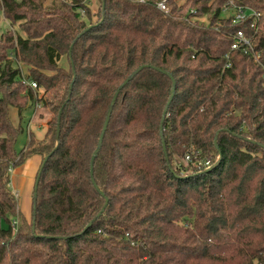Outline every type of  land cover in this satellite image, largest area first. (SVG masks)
Instances as JSON below:
<instances>
[{
	"label": "trees",
	"instance_id": "obj_1",
	"mask_svg": "<svg viewBox=\"0 0 264 264\" xmlns=\"http://www.w3.org/2000/svg\"><path fill=\"white\" fill-rule=\"evenodd\" d=\"M97 1L0 0V264H264V0H240L253 27L225 0ZM238 30L259 61L231 49ZM40 102L46 133L17 150L9 109ZM35 154L28 219L9 168Z\"/></svg>",
	"mask_w": 264,
	"mask_h": 264
},
{
	"label": "rangeland",
	"instance_id": "obj_2",
	"mask_svg": "<svg viewBox=\"0 0 264 264\" xmlns=\"http://www.w3.org/2000/svg\"><path fill=\"white\" fill-rule=\"evenodd\" d=\"M89 4L91 9L95 12L98 9V1L97 0H89ZM96 17L94 16V19ZM202 20L207 21V16H202L201 17ZM10 26L9 22L6 20H2L0 22V31L4 30L7 26ZM13 28L15 30H18V26L14 25ZM61 65L67 66V62L65 57H63V59L60 62ZM21 67L23 69V72L26 73L28 71V67L25 64H21ZM45 94L46 97L51 96V92H48L47 94L44 93L42 90L40 91V95ZM9 114H10V118L12 120V122L15 125L21 124L23 126V132L19 135L18 140L16 142V149L20 150L27 142L28 138H29V132L32 131L37 138L41 139L44 137L47 127H48V121L52 118L53 113L50 110L49 107H46L42 102L38 103V105L33 106V105H29L27 108H25L21 115L19 114L18 110L16 107L11 106L9 109ZM16 172V168H14L12 171H10L11 176L13 178V175L16 174L17 178L20 175V172L17 171ZM14 191L17 190L16 187L13 188ZM18 190L21 194L20 199H18V204L21 206H23V201H24V196L26 193L21 187H19ZM13 192V191H12ZM14 193V192H13ZM15 194V193H14ZM31 213V212H30ZM31 219V218H30ZM17 221H19V219L17 218Z\"/></svg>",
	"mask_w": 264,
	"mask_h": 264
},
{
	"label": "built area",
	"instance_id": "obj_3",
	"mask_svg": "<svg viewBox=\"0 0 264 264\" xmlns=\"http://www.w3.org/2000/svg\"><path fill=\"white\" fill-rule=\"evenodd\" d=\"M138 1L144 2L145 0H138ZM154 3L159 10L163 12L170 11V4L168 3L167 0H155ZM221 17H228L231 19L233 23H240L253 19V21L251 22V26L253 27L255 26V21L260 17V12L257 11L252 6L242 3L240 0H225L222 7ZM231 49L251 50L254 53L255 60L259 61L260 59V53L255 51L251 38L243 30H238L233 35V42L231 44ZM226 57L229 58V54H227ZM229 65L230 63L228 62L227 66ZM30 84L32 87H37L35 81H30ZM185 159L186 161L192 160L190 155H187ZM193 164L209 165V161L206 160L205 162H203L202 160H197V162L193 161ZM13 169L14 167L10 166L9 170L12 171ZM15 196L18 198L17 194H15ZM12 224L14 227H16L18 224L17 219H13Z\"/></svg>",
	"mask_w": 264,
	"mask_h": 264
},
{
	"label": "crops",
	"instance_id": "obj_4",
	"mask_svg": "<svg viewBox=\"0 0 264 264\" xmlns=\"http://www.w3.org/2000/svg\"><path fill=\"white\" fill-rule=\"evenodd\" d=\"M42 157L38 154L32 155L29 157L23 164L14 167L16 168V172H20V175L16 176L13 175V178L11 176L10 180V188L11 190L17 194L18 198L20 199L21 194L18 190L19 187H21L26 193L24 196L23 206L19 205L21 212L25 217L30 219L32 214V203H33V190L36 180V175L41 163ZM14 187L17 188L16 191H14ZM31 212V213H30Z\"/></svg>",
	"mask_w": 264,
	"mask_h": 264
},
{
	"label": "water",
	"instance_id": "obj_5",
	"mask_svg": "<svg viewBox=\"0 0 264 264\" xmlns=\"http://www.w3.org/2000/svg\"><path fill=\"white\" fill-rule=\"evenodd\" d=\"M90 27H91V26H89L88 28H90ZM88 28H86L85 31H86ZM82 33H83V32H82ZM69 54H70V56H71V51H70ZM142 67H143V66H140V67L137 68L132 74H130V75L127 77V79L124 81V83H123V84L119 87V89L115 92V94H114V96H113V99H112V101H111V104H110L109 109H108V112H107V116H106V119H105V122H104V125H103V129H102L101 135H100V137H99L98 145H97V147H96V149H95V151H94V153H93V155H92V158H91V175H93V164H94V160H95L96 156L98 155V152H99V150H100V148H101L102 141H103V137H104L105 131H106L107 127H108V123H109V120H110V117H111V113H112V110H113V106H114L115 100H116V98H117V96H118L119 90L123 87V85H124L125 83H127L129 80H131V79L135 76V74H136L138 71H140V70L142 69ZM160 70H161V69H160ZM162 71H164V70H162ZM164 72H166V71H164ZM166 73H168V72H166ZM168 74H169V73H168ZM169 75H170V74H169ZM170 76H171V75H170ZM171 77H172V76H171ZM172 79H173V87H172V90H171V95H170V98H169V100H168V102H167V105H166V107H165V109H164V111H163V115H162V118H161V122L164 121L165 116H166V113H167V110H168V106H169L170 102L172 101V99H173V97H174V92H175V80H174L173 77H172ZM71 87H72V84L70 85V88H71ZM69 95H70V93H69ZM162 128H163V125L161 124V135H163ZM58 135H59V128H58ZM215 145L217 146V134H216V138H215ZM163 148H164V150H165V152H166V145H165L164 140H163ZM48 157H49V155H47V156L45 157V160H44V162L42 163V166H41V168H40V170H39V172H38V174H37V177H36V180H35V185H34V189H35V191H36V189H37V187H38V183H39V179H40V175H41V171H42V169H43L44 163H45V161L48 159ZM211 168H212V167H209L207 170H210ZM93 183H94L95 188L103 194V192L100 190V188L98 187V185H97V183L95 182L94 179H93ZM36 198H37V195H36V193H35V194H34V197H33V207H34V208H35V205H36ZM105 199H106V202H105V206H106L107 203H108V198L106 197ZM103 210H104V208L101 210V212H100L99 214H101V213L103 212ZM34 213H35V212H33V214H34ZM99 214H98V215H99ZM90 224H91V223H90ZM90 224H89V225H90Z\"/></svg>",
	"mask_w": 264,
	"mask_h": 264
}]
</instances>
